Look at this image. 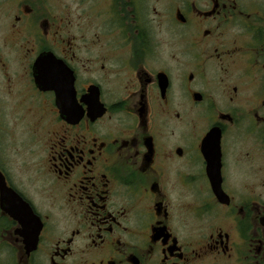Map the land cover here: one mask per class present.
<instances>
[{
    "label": "flooded vegetation",
    "instance_id": "af4514ba",
    "mask_svg": "<svg viewBox=\"0 0 264 264\" xmlns=\"http://www.w3.org/2000/svg\"><path fill=\"white\" fill-rule=\"evenodd\" d=\"M257 1L83 0L73 16L18 0L0 15V264H264ZM47 54L53 89L35 76ZM8 189L39 218L30 252Z\"/></svg>",
    "mask_w": 264,
    "mask_h": 264
},
{
    "label": "water",
    "instance_id": "95a60500",
    "mask_svg": "<svg viewBox=\"0 0 264 264\" xmlns=\"http://www.w3.org/2000/svg\"><path fill=\"white\" fill-rule=\"evenodd\" d=\"M48 55L49 54L41 55L38 58L35 64V67H34L35 72H36L35 76L37 78V82L40 87H50L51 89H53L55 83L52 80L47 81L44 76L46 67L43 66V62L47 59ZM52 76L55 77V75L53 74ZM59 83L60 85L63 84V82H59ZM216 133H217V130H212L210 132V135L205 145V149H209V150L205 152V155L208 159V167H209L208 171H209L210 178L214 184L217 182L219 183L217 184V186H214V188L216 192L218 193L219 197H222L223 191L220 185V182H221V153H220L221 149H220V140H219L220 136L215 137ZM208 143H210V145H207ZM0 186H1L2 191L4 190V188L7 187L5 181H2V179H0ZM8 190L11 191L12 194L17 198L19 209H20V212L17 215L16 210L12 207L13 209L9 210V213L11 214V216L21 221L24 227H31L33 229V227L35 226V230L32 232V234L28 236V238L33 237L32 241H29V244H28V251L30 252L36 247L37 234L41 229L39 218L34 213L31 205L28 202L24 201L14 190L12 189H8Z\"/></svg>",
    "mask_w": 264,
    "mask_h": 264
},
{
    "label": "rangeland",
    "instance_id": "374dc122",
    "mask_svg": "<svg viewBox=\"0 0 264 264\" xmlns=\"http://www.w3.org/2000/svg\"><path fill=\"white\" fill-rule=\"evenodd\" d=\"M17 2H18V0H9L7 3H5L2 7V12L0 15L4 16L6 18L5 14H4L5 12H8V11H11V13L15 12V9H16L15 6H16ZM257 2H259V0ZM54 3H55V0H54ZM57 4H58V10L59 11H62L64 9L67 10L66 9V8H68L67 5H69V9H71V11H66L67 14H71L73 16H75V15L83 16L84 15L83 10L81 9V7H79V6H83V4H84L83 0H57ZM8 8L10 10H7ZM6 21H7V18H6ZM1 111L5 114L4 116H6L8 118L9 122H11L10 121V115H9L10 108L8 107L6 109H1ZM8 141L9 140L7 139V142ZM9 144H10V141H9ZM262 175H264V173L263 172L260 173V171L256 174L257 177H260ZM254 190L258 191V192L262 191V189H254ZM245 191H252V189L251 190L247 189ZM6 261H8V260H6ZM7 264H15V263L9 262Z\"/></svg>",
    "mask_w": 264,
    "mask_h": 264
}]
</instances>
